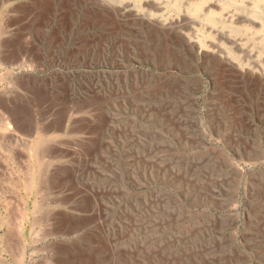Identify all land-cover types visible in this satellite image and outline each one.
<instances>
[{"label":"rangeland","instance_id":"rangeland-1","mask_svg":"<svg viewBox=\"0 0 264 264\" xmlns=\"http://www.w3.org/2000/svg\"><path fill=\"white\" fill-rule=\"evenodd\" d=\"M214 1L0 0V264H264V5Z\"/></svg>","mask_w":264,"mask_h":264},{"label":"bare ground","instance_id":"bare-ground-1","mask_svg":"<svg viewBox=\"0 0 264 264\" xmlns=\"http://www.w3.org/2000/svg\"><path fill=\"white\" fill-rule=\"evenodd\" d=\"M49 1H52V0H47V2H49ZM150 1V0H149ZM251 1V0H250ZM254 1V0H253ZM219 2H222V3H224V4H228L229 6H232V4H233V6L235 7V8H240V7H242V5L244 4V3H247V2H245V0H242V2H241V4H234L233 2H231V0L230 1H228V0H215L214 2H211V3H209L208 4V6H207V8H212L213 6H216V5H218L219 4ZM235 2H236V0H235ZM258 3H262L263 5H264V0H259V2ZM155 4V3H154ZM249 4H251V3H249ZM261 4V5H262ZM146 5H147V7H153V4H151V3H146ZM156 5V4H155ZM197 5V4H196ZM205 6V5H204ZM206 7V6H205ZM206 8V9H207ZM258 8V7H257ZM120 9H121V7H120ZM151 9V8H150ZM149 9V10H150ZM206 9H205V11H206ZM204 11V10H203ZM210 12H212L211 10H210ZM248 13L249 14H251V16H252V18L255 20V21H259L260 23H262L263 25H264V17H262V14L260 13V12H258V10H253L252 12H250L249 11V9H248ZM205 14H206V12H205ZM239 19V18H238ZM233 27V26H232ZM232 27H229V28H232ZM2 38V37H1ZM228 41V40H227ZM9 41H5V42H1L0 44H2L3 43V46L5 47V49H6V52H17V49L18 48H20V43H16V42H9ZM212 43V42H211ZM2 46V47H3ZM202 46H206V47H208V48H210L212 45H206V44H204V45H202ZM220 46V45H219ZM3 47V48H4ZM215 49V48H214ZM1 50H3V49H1ZM215 51V50H214ZM1 53V52H0ZM5 57L6 56H8V53H6L5 55H4ZM2 58V57H1ZM5 61V60H4ZM243 67L245 68V65H243ZM64 93V92H63ZM7 111V110H6ZM15 114H11V116H6V115H4L3 117H2V122L0 123V129L1 130H5V129H9V130H11V129H16V130H19V129H22V125L24 124V118L22 117V119H20V121H19V119H17L15 116H14ZM64 118V115H62V116H60V118L58 119V120H60V119H63ZM11 126H13V128L11 127ZM44 127V126H43ZM42 127V128H43ZM51 127H58V123H56V124H54L53 126H51ZM59 128V127H58ZM57 128V129H58ZM46 129V128H45ZM61 129V128H60ZM77 129V128H76ZM72 130V129H71ZM43 131H47V130H43ZM42 131V132H43ZM47 137V136H46ZM1 140V139H0ZM43 141V140H42ZM41 144V143H40ZM66 148V147H65ZM39 150H41V149H39ZM39 150H37L36 152H35V154H34V161L31 163V171H29L30 172V174H28V187L29 188H31L32 186H33V182H34V180H35V178H36V175H37V172H38V167H39V165H40V161H39V158L41 157V153H40V151ZM44 150V149H43ZM45 151V150H44ZM65 153V152H64ZM27 155V154H26ZM32 157V156H31ZM12 163V162H11ZM64 172V171H63ZM68 172V171H67ZM26 174V173H25ZM62 175V174H61ZM30 176V177H29ZM41 176V175H40ZM59 176H60V174H59ZM65 176H67V175H65ZM24 179V178H23ZM10 202V201H9ZM49 204V203H48ZM5 205V204H4ZM6 207V206H5ZM19 208V207H18ZM17 209V208H16ZM81 210V209H80ZM13 211V210H12ZM67 212V211H66ZM8 217V216H7ZM18 218H19V220H18V225H17V228L16 229H18V231H19V233H20V237H22V233H23V231H24V227H25V223H26V221H27V219H28V215H27V202L26 201H22V205H21V207L19 208V210H18ZM14 220H15V218H13ZM73 221V220H72ZM75 221V220H74ZM11 222V221H10ZM64 222H66V221H64ZM83 222V221H82ZM15 223V224H16ZM61 223H62V221H61ZM75 223V222H74ZM12 224V223H11ZM11 224H9V225H11ZM35 224V223H34ZM71 225V224H70ZM75 226V225H74ZM81 226V225H80ZM16 227V226H15ZM58 227V230L59 231H62L63 229H66V227H68V226H65V224H61V225H58L57 226ZM70 228V226L68 227V229ZM57 231V230H56ZM64 231V230H63ZM71 230H69L68 232H70ZM57 233V232H56ZM3 235H6V234H3ZM7 237V236H6ZM17 238V237H16ZM22 239H23V237H22ZM21 239V241H20V243H19V250H20V252H22V253H24L25 252V250H26V245H25V241H23ZM3 241V240H2ZM8 245V244H7ZM15 257V256H14ZM20 257V256H19Z\"/></svg>","mask_w":264,"mask_h":264}]
</instances>
